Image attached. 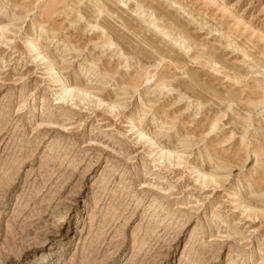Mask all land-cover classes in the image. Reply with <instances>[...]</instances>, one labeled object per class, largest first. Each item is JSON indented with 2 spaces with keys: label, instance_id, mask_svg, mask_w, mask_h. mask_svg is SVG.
Returning <instances> with one entry per match:
<instances>
[{
  "label": "rangeland",
  "instance_id": "374dc122",
  "mask_svg": "<svg viewBox=\"0 0 264 264\" xmlns=\"http://www.w3.org/2000/svg\"><path fill=\"white\" fill-rule=\"evenodd\" d=\"M0 264H264V0H0Z\"/></svg>",
  "mask_w": 264,
  "mask_h": 264
},
{
  "label": "bare ground",
  "instance_id": "6f19581e",
  "mask_svg": "<svg viewBox=\"0 0 264 264\" xmlns=\"http://www.w3.org/2000/svg\"><path fill=\"white\" fill-rule=\"evenodd\" d=\"M154 23V22H153ZM154 25V24H153ZM167 36H169V35H167ZM180 42V44L182 43V41H176V43H179ZM32 47H33V51H37V52H39L40 51V49L38 48V44H37V42H35L33 45H32ZM43 58H45V57H43ZM69 90V88H66L65 89V93H67V91ZM143 133H141V135H142Z\"/></svg>",
  "mask_w": 264,
  "mask_h": 264
}]
</instances>
